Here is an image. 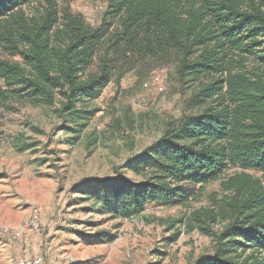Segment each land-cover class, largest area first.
Here are the masks:
<instances>
[{
    "label": "trees",
    "instance_id": "16d2710c",
    "mask_svg": "<svg viewBox=\"0 0 264 264\" xmlns=\"http://www.w3.org/2000/svg\"><path fill=\"white\" fill-rule=\"evenodd\" d=\"M103 1L107 10L93 27L69 9L60 15L51 0L40 19L21 10L31 0H0V45L15 49L26 64L0 58V79L38 104L52 105L56 92L62 94L66 118L78 127L72 132L80 133L95 114L86 109L89 102L112 79L113 64L104 60L99 73L83 79L106 40L118 56L173 60L178 81L195 88L192 112L169 122L154 144L127 161L145 178L84 179L78 192L98 210L127 218L148 203H185L184 184L221 180L227 197L219 212L205 214L228 223L214 252L194 264H264V0ZM113 26L116 32L106 39ZM248 61L255 71L249 72ZM231 168L237 170L227 175ZM198 214L192 222L207 230Z\"/></svg>",
    "mask_w": 264,
    "mask_h": 264
},
{
    "label": "rangeland",
    "instance_id": "374dc122",
    "mask_svg": "<svg viewBox=\"0 0 264 264\" xmlns=\"http://www.w3.org/2000/svg\"><path fill=\"white\" fill-rule=\"evenodd\" d=\"M49 1L31 0L21 10L28 19H40ZM51 1L59 13L69 9L93 27L108 6L103 0ZM109 31L106 39L115 27ZM108 41L83 79L99 73L102 60L113 64L112 79L89 102L86 109L95 114L80 133L72 132L78 127L66 118L62 94L56 92L52 105L38 104L11 92L16 86L0 79V264L39 256L42 264H194L214 252L228 221H210L205 213L219 212L227 197L221 180L184 184L185 203H148L140 215L127 218L98 210L78 192L84 179H144L127 161L154 144L169 122L192 112L195 88L178 81L173 60L134 52L118 56ZM0 58L26 67L15 49L0 45ZM246 67L251 72L257 66L248 61ZM194 213L208 222L207 230L195 226Z\"/></svg>",
    "mask_w": 264,
    "mask_h": 264
},
{
    "label": "built area",
    "instance_id": "2783aa9c",
    "mask_svg": "<svg viewBox=\"0 0 264 264\" xmlns=\"http://www.w3.org/2000/svg\"><path fill=\"white\" fill-rule=\"evenodd\" d=\"M43 259L41 256L35 258H20L16 264H42Z\"/></svg>",
    "mask_w": 264,
    "mask_h": 264
}]
</instances>
